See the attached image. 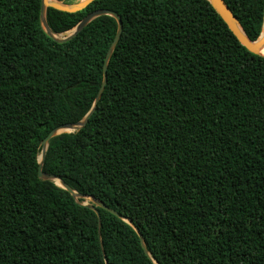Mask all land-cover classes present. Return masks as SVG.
Returning <instances> with one entry per match:
<instances>
[{
  "label": "trees",
  "instance_id": "1",
  "mask_svg": "<svg viewBox=\"0 0 264 264\" xmlns=\"http://www.w3.org/2000/svg\"><path fill=\"white\" fill-rule=\"evenodd\" d=\"M65 3L66 0H57ZM250 41L264 0H223ZM0 0V264H264V57L208 0Z\"/></svg>",
  "mask_w": 264,
  "mask_h": 264
},
{
  "label": "water",
  "instance_id": "2",
  "mask_svg": "<svg viewBox=\"0 0 264 264\" xmlns=\"http://www.w3.org/2000/svg\"><path fill=\"white\" fill-rule=\"evenodd\" d=\"M93 0H82L76 3H72V4H64L61 3L57 0H53V1H48V0H40V21H41V26L42 28L45 30V32L52 37L54 40L58 41V42H62L65 40L70 39L71 37L75 36L78 32H80L90 21H92L93 19L99 17V16H103V15H107L112 17L117 24V30L115 33V36L107 50L106 56L104 58V62H103V66H102V72H103V79H102V83L100 85V88L98 89L97 95L95 97L94 103L92 105V107L90 108V110L86 113V115L80 120L77 121L75 123L72 124H63L55 129H52L45 137L44 139H42L40 145H41V157L40 160H38V168H37V176L40 179H44V180H48L53 182L56 186L66 190L75 200L78 198H89L91 200L90 204H82L87 206L89 209H91L97 217V227L99 228L100 226V217H99V213L97 208H101L105 211H108L109 213H111L112 215H115L117 217H119L120 219L126 221L128 223V225H130L135 232L138 233L137 229L134 228L132 222L129 219H126L125 217L120 216L117 212L107 208L104 204H102L101 202H99L98 200L90 197V196H84L81 194L76 193L75 191H73L67 184H65L64 182H62L58 177L51 175V174H46L42 172V165H43V161H44V154H45V150H46V146L48 143V140L58 134L61 133H72L75 132L79 129H81L88 117L91 115V113L93 112V108L94 105L97 103L105 82H106V66L108 63V60L111 56L112 50L115 47V45L117 44L121 32H122V22L120 17L117 15V13H115L114 11L108 10V9H96L94 11H91L90 13H88L71 31V33L61 39L56 38L57 34L53 33L47 26L46 21H45V9L46 8H53L56 9L58 11H62V12H67V13H75L77 11H80L82 9H84L87 5H89ZM211 5L213 6V8L216 10V12L218 13V15L221 17V19L223 20V22L227 25L228 29L230 30V32L234 35V37L237 39V41L240 43V45H242L248 52L254 54V55H260L258 53L259 48L261 47V45L264 43V14H263V22H262V27H261V31L260 34L258 36V38L254 41H250L245 33L243 32L242 28L240 27V25L238 24L237 20L235 19V17L232 15V13L229 11V9L227 8V6L225 5L223 0H208ZM239 29H238V27ZM261 56V55H260ZM263 57V56H262ZM57 179L60 181V185H57L54 180ZM138 237H139V241L141 244V247L145 250V246H144V242L143 239L141 237V235L138 233Z\"/></svg>",
  "mask_w": 264,
  "mask_h": 264
},
{
  "label": "rangeland",
  "instance_id": "3",
  "mask_svg": "<svg viewBox=\"0 0 264 264\" xmlns=\"http://www.w3.org/2000/svg\"><path fill=\"white\" fill-rule=\"evenodd\" d=\"M79 1L80 0H66L64 4H72V3L79 2ZM70 33H71V31L65 32L63 34H59L56 36V38H58V39L64 38V37L68 36ZM83 201L84 202H82V204H90L91 203V200L89 198H83Z\"/></svg>",
  "mask_w": 264,
  "mask_h": 264
},
{
  "label": "bare ground",
  "instance_id": "4",
  "mask_svg": "<svg viewBox=\"0 0 264 264\" xmlns=\"http://www.w3.org/2000/svg\"><path fill=\"white\" fill-rule=\"evenodd\" d=\"M48 1H53V0H48ZM80 1H82V0H80ZM237 27H238V26H237ZM238 29H239V27H238ZM258 53H259L261 56L264 57V43H263V44L261 45V47L259 48ZM40 157H41V154L39 153L38 156H37L38 160H40ZM54 182H55L57 185H60V181H59V180L55 179ZM83 202H84V201H83Z\"/></svg>",
  "mask_w": 264,
  "mask_h": 264
}]
</instances>
